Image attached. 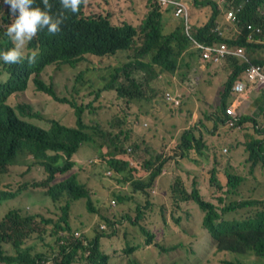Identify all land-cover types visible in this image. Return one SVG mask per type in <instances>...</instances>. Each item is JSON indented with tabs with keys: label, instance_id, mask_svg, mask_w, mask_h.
<instances>
[{
	"label": "trees",
	"instance_id": "obj_1",
	"mask_svg": "<svg viewBox=\"0 0 264 264\" xmlns=\"http://www.w3.org/2000/svg\"><path fill=\"white\" fill-rule=\"evenodd\" d=\"M86 4L87 0H81L78 12L67 15L58 33L53 35L41 30L28 42L27 55L33 50L38 53L34 62L23 59L13 64L14 69L3 68L8 78L0 83V264H74L78 257L86 258L87 264H264V96L261 89L258 111L252 117L241 116L231 129L239 127L243 132L250 129L251 137L237 143L221 142L228 148V156L222 155L214 141L209 143L208 135L199 132L202 129L197 126L184 130L181 137L172 136L166 145L157 134L163 120L156 116L155 107L149 108L142 102L150 100V94L159 92L153 83L161 76H164V82L160 83V89L164 91L167 86H172L165 83L169 77H176L179 70L193 67L199 51L192 48L185 18L182 16L176 28L170 31L171 28L163 23V13L172 12L174 16L173 9L163 8L150 0L142 24L135 27L136 20H125L110 11L87 12ZM59 8L56 0L53 12ZM195 8L205 12L201 15L199 22L204 23L200 26L193 23ZM239 8L241 10L237 13ZM231 10L236 11L235 22L227 21ZM1 12L4 15L0 24V42L6 44L4 32L11 17L8 5L2 0ZM249 25L260 29L261 34L249 30ZM188 26L198 43L243 48L251 64L264 65V0H194L191 12L189 10ZM229 26L239 33L230 34L226 30ZM250 35L255 42L248 40ZM120 53L127 54L124 63L100 65L101 60ZM84 63L86 68L80 69ZM222 66L219 74L225 78L218 77L212 82L214 87L219 83V98L207 116L214 128L229 123L227 109L233 104L231 91L236 81L246 82L248 91L252 88L245 76L247 63L228 57ZM47 67L77 71L74 91L66 93L68 98L58 96L54 82H45L43 75L47 73ZM89 71L97 72L104 83L97 89L89 78L88 82L93 86L87 89L91 91L90 95L115 93L127 110L137 109L133 121L130 120L133 117L127 115H115L106 118V125L95 118L89 123L81 111L73 114L74 126L48 120V128H43L38 122L31 121L43 117L34 112L32 106L24 104V100H19L20 97L41 92L67 107L75 106L77 95H87L78 87L83 85L81 79ZM121 76L124 81L120 80ZM196 98L202 104H208L201 90ZM147 119L153 122L150 139L145 132H137ZM171 145L176 152L179 151L180 161H190L177 167L172 174L173 181L164 172L165 160L170 155L167 148L171 149ZM237 145L244 149L241 162L245 174L230 167L232 160L237 161L233 156ZM85 147L93 150L101 160L103 171L108 172L104 180L113 191L112 201L104 202L103 208L109 211L111 207L128 202L127 213H123L121 219H117V214L111 217L95 208L93 194L81 180L78 167L77 156ZM188 150L192 154L185 152ZM98 157L88 163L100 164ZM15 168L24 169L25 174L35 168L42 170L44 176L36 178L35 186L47 189L48 200L54 203L63 201L59 222L48 218L40 208L39 214H24L22 209L8 207L9 202L27 199H33L36 205L45 204V198L40 194L28 191V184H12L15 179H22L15 173ZM58 177L62 178L57 181ZM249 183V194H242L238 189ZM224 187H227L226 191ZM213 189L218 195L211 202L203 195ZM232 193H235L234 198L226 200ZM79 200L87 206L82 219L89 214V219L95 223L93 227L86 221L73 226L70 218L72 205ZM183 205L190 207L192 212H182ZM157 211L167 213V224L174 227L170 233L154 234L145 226L146 219L153 218ZM171 212L178 215L172 218ZM96 215L99 219H94ZM124 221L130 224L124 228V248L116 256H111L102 241L118 237ZM192 221L194 226L188 227L186 224ZM39 223L43 227L37 237L46 241L47 246L48 238L55 243L48 255H33L32 249L25 246L37 232ZM51 226L55 229L48 231ZM195 228L196 232L190 231ZM204 230L217 245L213 256L218 260L195 261L196 255L191 249ZM5 245L11 246L13 254L6 253ZM183 250L192 253L182 257Z\"/></svg>",
	"mask_w": 264,
	"mask_h": 264
},
{
	"label": "rangeland",
	"instance_id": "obj_2",
	"mask_svg": "<svg viewBox=\"0 0 264 264\" xmlns=\"http://www.w3.org/2000/svg\"><path fill=\"white\" fill-rule=\"evenodd\" d=\"M188 6L191 8V6L194 3V0H184ZM148 2L150 0H87L86 4V11L87 12H95V13H105L106 11L112 12L115 16L119 14L120 16H123L125 20L129 18L130 20H136L137 23L135 25L139 26L143 19L145 8L148 7ZM4 15L3 12L0 13V24L2 23V16ZM226 30L230 34L235 33V28L232 26H229L226 28ZM141 39V37L139 38ZM2 40V39H0ZM11 43H7L0 47V49L6 50L7 48L11 47ZM26 53V51H25ZM126 53H120L118 56L113 58H105L100 61V65L102 67L105 66H116L119 63H124L126 61ZM0 65V83H3L7 80V73L3 70V68L7 69H14L13 64L8 65L4 64L2 61ZM204 67V68H203ZM86 64L84 63L80 69H85ZM223 70L222 64L220 65H211L208 63H205L201 60L199 54H196L194 61H193V67L192 68H185L184 70H179L178 75L176 77H169L168 80L165 82L167 85L170 83L172 86H167L165 90L160 89V83L164 82V76H161L158 81L154 82L153 84L159 89V92L157 94H150V100H144L142 103H145L148 105V107H155L156 116L159 118V120H163V123H159L157 134L159 137H162L163 142L167 145L169 141L171 140L172 136H178L181 137L183 134V131L186 129H190L189 127H193L190 123V120L192 118V115H197L199 117V120L203 121L206 115V119L208 116V113L211 112L213 106L215 105L216 100L219 98V95L217 93V86H219V83L217 82V85L215 87L213 86L212 82L217 81L218 77H221L222 79L225 78V76H221L219 73ZM46 72L44 73V80L46 83L54 82L57 90V94L60 97H66V93L72 90L75 80H76V72L73 71L70 68L63 67V69L58 70L55 67H47ZM28 75V72H27ZM27 77V76H26ZM91 79L93 81V84L97 89H100L103 87L104 83L99 79V75L97 72H87L84 76V78L81 79V82H83V85H79L78 89L86 91L87 95L85 97L76 96L75 100L78 102L75 106H69L58 103L54 100L53 97L46 96L44 93H36L34 96L26 97L22 96L19 98V100H24V104L30 105L33 108L34 112H37L40 114L43 118H32L31 121L38 122L40 127L48 128V120H59L62 122H67L69 126H74L75 121L73 120V114L75 112L81 111L89 123H92V118H95L97 120H102L106 125V118H112L115 115H127L130 117L135 116L137 113L136 108H132L130 110H127L126 107L122 104V102L117 98L115 93H103V96H97L96 93L93 95L91 94V91H87L88 88L93 87L89 82L88 79ZM120 80L124 81L123 76L120 77ZM213 86V87H212ZM144 89V88H143ZM198 90H201L204 97L208 101V105L210 107L209 110L205 112L204 109V103L202 104L198 99L196 98ZM167 92H177L178 95L183 96V103L180 108L178 109H172L164 100V95ZM214 97V99L209 98ZM72 98V97H70ZM101 99V100H100ZM185 104V105H184ZM230 108H233L232 106ZM229 108V109H230ZM228 110V109H227ZM235 111V109L233 108ZM135 118H131L130 120L133 121ZM192 121V120H191ZM208 121V119H207ZM210 122V121H208ZM212 123V122H211ZM153 126V122L150 119L144 120L143 125L139 128H137V132L141 133L142 131L146 133V136L148 139H150L151 133L149 132L150 128ZM136 128V126H135ZM208 128V127H207ZM213 123L212 127H209L208 130H213ZM193 130V129H192ZM235 130H231L227 133H222L223 143L228 141H234V142H241V141H247L251 137V130L247 129L245 132L239 131V133L234 132ZM199 132H204L206 135H208L206 138L209 143L214 141V144L216 146L220 147V150L222 151V155L224 157L229 155L228 148L221 144L218 136L210 135L204 127H202V130H199ZM214 138H212V137ZM218 140V141H215ZM146 146H144L145 148ZM170 152L169 157L166 158L164 163V169L166 170V173L170 176L171 180H174L173 172L176 171L177 167L179 165H185L189 164L190 161L182 160L180 161L178 159L179 157V151H175L174 145H171V149L167 148ZM235 154L233 151V156L236 157L237 161H233L230 163V167L238 173H244L245 171L243 163L241 162L244 159L243 151L244 149L242 146H236ZM186 153L192 154L191 150L185 151ZM157 153V152H156ZM159 153V151H158ZM157 153V154H158ZM95 157H98L93 150L89 148H83L81 153L77 156L78 160V167L81 169L80 178L83 180L87 186L88 189L93 194V201L95 203V208H99L102 212H107L111 217L113 214H117V219H121L123 213H127V207L129 206L128 202H125L120 207L117 206L116 208L111 207L109 211L107 209L103 208L104 202L111 203L112 201V190L109 188L104 178L108 176V172H104L103 168L101 166V160L98 157V162L100 164H93L90 165L88 162L91 159H94ZM148 157V153H147ZM15 173L21 175L20 177L22 179H15L13 181V185H15L17 182H21L22 184H28V191L31 193H34L35 195L40 194L43 198H45V204L43 206L36 205L33 201V199H27L26 201H12L8 203V207L10 209H22L23 212H26L29 210L26 214H39L38 211L40 208L42 212H45L48 214V218H51L54 222H59L62 211L61 206L64 205L63 201H60L58 203H54L52 200H48L46 197L47 195V189L40 188L38 186H35V183L38 182L36 178H42L44 176L42 170L35 168L33 171L29 174L24 173V169L15 168ZM75 172V169H74ZM62 177H58L57 181H59ZM225 191L227 190V187H224ZM251 189V183L247 184V186L241 187L240 190L242 194H249V190ZM235 193H232L230 196L226 197V200H232L234 198ZM218 195V193L213 189L212 192L206 193L203 195V197L208 201H214L215 197ZM256 197H260V194H255ZM246 198V197H245ZM144 202V200H141ZM118 204V203H117ZM86 204H84L83 200H79L73 203L72 205V212L70 214L71 222L73 226H79L81 221H86L87 224L90 225V227L94 226L93 220L89 219L91 216L88 214L86 219H82L83 215L86 212ZM196 209L200 212V210L196 207ZM176 211V209H175ZM182 212H192L190 207H187L185 205L181 208ZM171 217L174 218L178 214L170 213ZM98 218V215L94 217ZM135 219V215H132V220ZM168 223V217L166 212H159L157 211L155 213V216L153 218H147L145 222V226L148 229H151L154 234H160L161 232L164 233H170L174 227L171 224ZM129 222L124 221V226L121 228L119 232V236L115 237L113 239H103L102 243H104V247L109 255L116 256L119 254L123 248H124V228L129 227ZM188 227H193L194 222H190L189 224H186ZM43 224H38L37 226V232L33 234L25 243V246L30 247L32 249V254H44L48 255L51 251V246L55 243L51 241V239L48 238V246L46 241H41L37 237V233L42 229ZM198 227V226H196ZM54 226H51L48 228V231L54 230ZM137 229V228H133ZM88 231V229L86 230ZM192 232H196V228L193 230H190ZM191 232V233H192ZM48 235V234H47ZM144 240L142 241V244L144 245ZM145 246V245H144ZM146 247V246H145ZM217 245L215 241L209 236V234L204 230L203 235L197 239V244H195L191 251L194 255H196L195 261L196 262H204L208 258H213L215 260H218L217 257L213 256V253L216 249ZM5 250L7 254H13V250L10 245H5ZM190 250H183L182 251V257L186 253H192ZM74 264H87L86 258L80 259V257L77 258V261Z\"/></svg>",
	"mask_w": 264,
	"mask_h": 264
},
{
	"label": "clouds",
	"instance_id": "obj_3",
	"mask_svg": "<svg viewBox=\"0 0 264 264\" xmlns=\"http://www.w3.org/2000/svg\"><path fill=\"white\" fill-rule=\"evenodd\" d=\"M55 2L56 0H39V3L37 0H2L3 4L8 5V15L11 17V22L4 32L7 37L4 41L6 44L11 43L12 46L6 50L0 49V61L8 65L16 64L23 59H27L29 63L34 62L38 53L33 50L27 55L28 42L32 41L41 30H46L53 35L58 33L61 30V25L67 19V15L78 12L81 0H58L60 8L54 13L53 5ZM161 7L170 8L173 6L164 7L161 5ZM175 11L174 8V15ZM3 45L5 43L0 42V47ZM237 122L238 120L236 124ZM228 125L230 126V117ZM235 126L230 127L234 128Z\"/></svg>",
	"mask_w": 264,
	"mask_h": 264
},
{
	"label": "crops",
	"instance_id": "obj_4",
	"mask_svg": "<svg viewBox=\"0 0 264 264\" xmlns=\"http://www.w3.org/2000/svg\"><path fill=\"white\" fill-rule=\"evenodd\" d=\"M180 1L183 2V3L186 5V7H187V9H188V16H189V10H190V12H191V8H192V6H191V8H190V7L188 6V4H187L184 0H180ZM167 9H173V12H174V8H173V7H170V8H167ZM240 10H241V8H239V9L237 10V13H239ZM231 11H232V10H231ZM229 12H230V11H229ZM229 12H228V13H229ZM202 13H205V12L201 11L200 9L195 8L193 23L196 24L197 26H200V25H202V24L204 23V21L202 22V20H201V22H199L200 19H201V15H202ZM183 17L185 18V16H183ZM179 19H181V18H176L175 15L173 16L172 12H170V13H169V12H164V13H163V23L165 24L166 27L171 28L170 31H173V30L176 28L175 26L178 25L179 22H180ZM185 21H186V25H187L186 30H187V32H188V36L190 37L191 40L193 39L194 41H196V40L193 38V35L189 32L188 18H187V19L185 18ZM227 21H231V20H228V18H227ZM231 22H233V21H231ZM141 24H142V23H141ZM141 24H140V25H141ZM134 26L137 27V25H134ZM249 26H251L252 29H249ZM249 26H248V29H249V30L254 31L256 34H261V30H260V29H254L252 25H249ZM236 33H239L237 29H235V33H234V34H236ZM193 40H192V43H193L192 48H195V49H196ZM248 40H249L250 42H255V41H256V40L253 39V35H250V36L248 37ZM196 42H197V41H196ZM199 44H200V43H199ZM214 44H216V43H214ZM212 45H213V44H212ZM196 50H197V49H196ZM197 51H199V50H197ZM198 54H200V51H199ZM199 56H200V55H199ZM245 56L248 58L247 54H245ZM228 57H235V58L240 59L242 62H245V61L242 60L241 58H239V57H237V56H234V55H230V56H228ZM228 57H227L226 59H224L223 61L227 60ZM263 58H264V55H263ZM248 59H249V58H248ZM201 60H202V59H201ZM202 61L205 62V63L211 64V65H220V64H222V62H223V61H222V62L219 63V64H214V63H212V62H206V61H204V60H202ZM249 62H250V61H249ZM245 63H247V62H245ZM247 64H248V63H247ZM203 68H204V67H203ZM236 82H237V81H236ZM248 83H249V82H248ZM250 84H251V86H252L251 90H250V91L245 90V92H244L243 94H241V95H236V94H234L233 91H231V95H232L233 98H234V99H233L232 107H233V108L235 109V111H236V119H237V120H238L241 116L252 117V116H254L255 112L258 111V102H259V100L261 99V91H262V95H263V89H262L258 84H255V83H250ZM233 86H234V85H233ZM232 89H233V88H232ZM260 89H261V91H260ZM167 93H171L175 98L179 99V100H180V105H179V106H175L174 103H171V102L167 101V100H166V97H165V96H166V93H165V95H164V100H165V102H166L168 105L174 107L173 109H176V108L178 109V108H180V107H181V104H182V97H183V96H182V95L179 96L177 92H167ZM263 96H264V95H263ZM210 99H214V97H211V98H209L208 100H210ZM172 107H171V108H172ZM204 109H205V112H206L207 110L210 109V107H209V105H208L207 103H204ZM191 120H192V121H191ZM191 120H190V123L192 124V122H193V124H194L193 126H197V127H199L200 129H202V127H204L205 130H207L209 127H212V123L207 121V119H206V115H205L204 120L201 121V120H199V117H198L197 115H194V113H193ZM207 127H208V128H207ZM231 129H232V128H231L228 124H226V126H224V127H216V128H213V130H212L210 133H211L212 135H215L216 137L218 136L220 142H222L223 139H224V137L221 138V137H222L221 134H222V133L230 132ZM239 131H240V128L238 127L234 132L239 133ZM208 132H209V131H208Z\"/></svg>",
	"mask_w": 264,
	"mask_h": 264
},
{
	"label": "built area",
	"instance_id": "obj_5",
	"mask_svg": "<svg viewBox=\"0 0 264 264\" xmlns=\"http://www.w3.org/2000/svg\"><path fill=\"white\" fill-rule=\"evenodd\" d=\"M155 1H157L160 5L164 7L173 6L176 9L175 11L176 17L185 16L186 19L188 18V9L183 2L179 0H155ZM227 18L228 20L235 22L236 11L235 10L230 11L227 14ZM249 29H252V27L249 26ZM194 44L196 49L200 51L199 54L200 58L204 61H210L214 64H219L228 56L234 55L247 62L248 67L245 70V76L247 82L258 84L263 89V95H264V65L251 64L249 62V59L245 56L243 48L230 49L226 44H213L211 46H204L196 41H194ZM245 90H246V82L243 81H237L232 89V91L236 95L243 94ZM165 97L167 101L174 103L175 106L180 105V100L175 98L171 93H167ZM227 115L230 117V126L232 127L235 126L237 119H236V113L233 110V108L227 110Z\"/></svg>",
	"mask_w": 264,
	"mask_h": 264
}]
</instances>
